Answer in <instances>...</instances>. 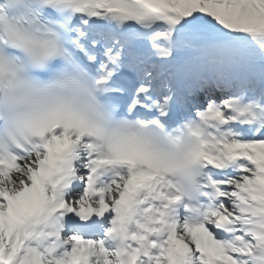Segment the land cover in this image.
<instances>
[{"label": "snow or ice", "instance_id": "snow-or-ice-1", "mask_svg": "<svg viewBox=\"0 0 264 264\" xmlns=\"http://www.w3.org/2000/svg\"><path fill=\"white\" fill-rule=\"evenodd\" d=\"M0 264H264V0H0Z\"/></svg>", "mask_w": 264, "mask_h": 264}]
</instances>
